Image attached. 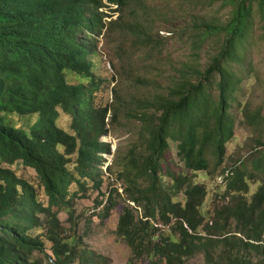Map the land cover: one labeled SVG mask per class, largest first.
<instances>
[{
	"label": "trees",
	"instance_id": "1",
	"mask_svg": "<svg viewBox=\"0 0 264 264\" xmlns=\"http://www.w3.org/2000/svg\"><path fill=\"white\" fill-rule=\"evenodd\" d=\"M129 1L0 0V264H108L67 237L59 215L67 212L73 219L74 185L86 192L91 181L100 193L102 155H111V146L100 140L109 135L110 118L111 125L122 118L141 122V149L135 146L127 155L118 150L115 169L109 168L123 183V195L110 190L101 213L108 220L118 206L114 197L124 200L116 236L130 248V264H186L199 258L204 264H264V153L254 159L258 172L248 179L240 169L226 178L224 202L212 212L202 210L208 193L196 182V174L209 169L211 149L216 166L224 162L233 137L226 112L235 90L225 64L237 58L247 38L254 2L264 16V0H225L233 10L224 27V64L216 58L205 72L176 68L178 78L167 87L157 85L155 97L129 99L114 89L113 102L105 104L97 100L104 81L96 78L92 59L100 37L110 43L122 32L114 57L126 64L149 49L162 54L164 40L141 30L156 15L143 0H137L141 14L135 28L123 25V18L106 22ZM160 19L169 22L166 14ZM214 25L203 23L205 38L221 30ZM113 67L119 70L114 61ZM214 71L220 75L217 101L208 90ZM191 74L198 84L190 83ZM69 75L87 84H71ZM6 114L38 116V121L28 135L5 122ZM64 115L71 134L57 125ZM170 140L178 144L191 176L170 169L163 175ZM15 164L33 170L40 183L35 187L19 178L10 169ZM259 181L251 192L250 185Z\"/></svg>",
	"mask_w": 264,
	"mask_h": 264
},
{
	"label": "rangeland",
	"instance_id": "2",
	"mask_svg": "<svg viewBox=\"0 0 264 264\" xmlns=\"http://www.w3.org/2000/svg\"><path fill=\"white\" fill-rule=\"evenodd\" d=\"M144 1L156 10V15L152 22L142 28L145 32L153 34L155 40L158 41L159 38L164 40L160 45L162 54H153L152 49H149L142 59H136L133 62L134 65L126 64L114 57L116 45L123 40L120 36L122 32H117L111 37L110 43L100 38V42L96 45V54L92 56L94 74L99 81H104L101 87L103 92L97 97L98 102L104 101L105 104H111L114 100V89L121 90L124 98L141 99L145 96L151 99L155 97L157 85L164 88L170 84L173 77L178 78V74L174 71L176 68L185 72L187 67H194L196 70L205 72L216 58L222 59V64L226 62V59L221 58L223 37L226 35L224 27L229 22L233 5L225 4V0ZM252 8L247 38L238 48L237 58L225 64L226 69L233 75L232 85L235 88L228 100L229 107L226 112L233 127L232 140L227 144L222 166H216L217 160L211 149L207 154L208 171H199L196 174V182L204 185L208 193L202 207L204 212H212L220 206L221 202H224L226 178L231 175V172L240 169L248 179L250 173L258 172L254 159L264 153V16L259 12L256 2L253 3ZM124 13L122 24L129 23L131 28H135L133 24H137L141 11L127 15L124 9ZM163 14L169 17V22H161L160 16ZM203 23L215 24L221 30L213 31L205 38L207 30L202 27ZM186 27L187 31L181 30ZM198 35L201 37L199 38ZM113 61L118 69L123 71V74L114 69ZM112 77L114 78L112 81L105 83V79ZM188 78L191 79V84L199 83L196 81L195 74H191ZM68 80L71 84H87V81L73 75H69ZM219 81L220 75L218 71H214L208 89L214 101L219 99ZM4 118L5 122L14 129L24 130L28 135L38 121V116L20 118L15 114H6ZM109 120L107 121L109 135L102 141L111 146L112 155L106 156L107 163L103 171L112 176L114 182L108 179L109 176L104 172L101 194L95 190L94 183L91 181L87 183L86 192L79 191L80 189L74 185L71 191L73 194H78L74 202V217L70 219L67 212H62L59 219L65 235L74 237L85 250L107 259L108 264H130L132 252L126 243L116 236L124 200L114 197L118 206L110 213L108 220L101 217V213L110 197V190L117 189L123 195V183L117 181L116 171L110 172L108 168H112L116 162L118 150H120V155H127L135 146L141 149V122L122 118L115 125H111ZM57 125L67 133H72L65 115ZM162 164L163 175L169 169L182 173L188 171L179 155L178 144L174 140H170V147L164 154ZM10 169L19 178L35 187L40 183L36 173L21 164H15ZM187 174L191 176L190 173ZM164 182L171 183L169 175H166ZM261 183L259 181L251 184V192H255ZM179 201L185 205L184 196H180ZM228 201L229 199L226 200ZM98 202L103 204L99 208ZM186 264H204V262L199 258Z\"/></svg>",
	"mask_w": 264,
	"mask_h": 264
},
{
	"label": "clouds",
	"instance_id": "3",
	"mask_svg": "<svg viewBox=\"0 0 264 264\" xmlns=\"http://www.w3.org/2000/svg\"><path fill=\"white\" fill-rule=\"evenodd\" d=\"M143 3L145 4V1L143 0ZM116 8V7H115ZM138 11H139V7H138V3H137V0H130L129 1V4H128V6L126 7V14L127 15H131V14H136V13H138ZM125 15V13L124 12H119L118 14H113V16L112 17H110V18H108V19H105L106 20V22L107 23H110V21H121L122 20V17ZM141 30L142 31H145L142 27H141ZM101 38V37H100ZM99 38V39H100ZM104 138H106V137H103L100 141L103 143V139ZM104 144H106V143H104ZM109 145V144H108ZM111 155H112V153H111ZM111 155H102V158L106 161V163H107V157L106 156H111ZM106 163H105V165H106ZM104 165V166H105ZM109 169V168H108ZM103 170H104V167H103ZM107 170V169H106ZM105 172V174H107L106 173V171H104ZM231 175H232V172H231ZM133 206V205H132Z\"/></svg>",
	"mask_w": 264,
	"mask_h": 264
}]
</instances>
